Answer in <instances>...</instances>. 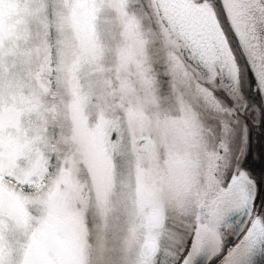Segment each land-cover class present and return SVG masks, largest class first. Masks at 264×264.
Here are the masks:
<instances>
[{
    "label": "rangeland",
    "instance_id": "rangeland-1",
    "mask_svg": "<svg viewBox=\"0 0 264 264\" xmlns=\"http://www.w3.org/2000/svg\"><path fill=\"white\" fill-rule=\"evenodd\" d=\"M85 1L76 28L66 25L60 31L50 14L36 15L37 8L53 0H0V209L7 213L26 198L25 181L40 185L45 195L53 194L54 224L37 236L33 248L34 260L45 264H90L89 237L95 239L97 198L108 208L115 206L126 252L141 255L145 236L153 235L148 213L161 210L170 198L183 200L188 188L206 173L201 145L205 138L209 145L214 142L206 117L221 116L213 102H206L197 91L198 84L208 81L186 64L179 43L170 38L175 45L170 52L159 37L149 35L159 31L167 35L149 0H116L122 14L112 0ZM177 1L189 5V0ZM192 6L212 18L235 69L231 93L218 77L211 87L224 92L233 101L230 107L238 110L247 87L252 86L250 63L230 32L225 42L210 9ZM49 31L55 38L56 59L64 68L57 73L54 91L38 72L49 54ZM166 55L174 58L173 67L168 66ZM185 71L191 76L190 85ZM158 72L165 73L167 80H160ZM243 112L250 128L262 131L254 122L264 118L263 104L250 101ZM222 115L233 124L239 119L238 129H242L244 115ZM113 120L126 127L115 153L109 136ZM145 137L152 144L139 149L138 142ZM256 148L253 157L258 155ZM50 150L55 151L59 167L42 184L48 168L45 154ZM81 152L91 159L90 170L75 163ZM65 169L70 171L71 184L61 192L56 180ZM79 199L88 202L86 213Z\"/></svg>",
    "mask_w": 264,
    "mask_h": 264
},
{
    "label": "snow or ice",
    "instance_id": "snow-or-ice-1",
    "mask_svg": "<svg viewBox=\"0 0 264 264\" xmlns=\"http://www.w3.org/2000/svg\"><path fill=\"white\" fill-rule=\"evenodd\" d=\"M112 2L116 12L122 14L116 0ZM234 2L239 9L249 43L264 52V0ZM195 3L210 9L216 16L225 42L229 40V32L237 40L245 59L251 60L249 78L258 86V95L264 96V56L260 57L257 66L256 60L246 51L238 28L234 26L229 0H195ZM149 4L160 22L164 23L167 32V35L165 31L149 35L159 37L166 50L174 52L175 45L170 37L173 29H180L184 36L181 53H186L183 60L186 64H191L196 59L192 53L199 55L200 60L196 67L203 71L208 81L203 86L198 84L197 91L206 102H213L214 110L221 116L209 121V131L214 142L209 145L205 138L201 145L206 173H201L198 181L188 188L183 194V200L178 196L163 201L160 219L153 229L150 242L143 245V251L138 257L126 252V241L121 236L115 206L108 208L97 198L98 222L95 225V239L89 237V247L93 253L90 264H256V256H264V158L261 159L257 172L251 164V122L246 116L242 117L243 127L238 129L239 119L233 124L231 120L223 118V113H235L236 116L240 114L234 107L224 106L221 98L228 105L233 104L224 92L211 87V82L217 79V73L220 77L224 76L225 69L218 68L217 65H226V62L223 59L210 62L198 48V19L193 16L185 22L179 17L169 15L165 21L160 15L161 0H149ZM49 14L58 30L62 31L66 25L76 28L79 8L74 2L53 0L51 5L45 2L36 10V15L41 18ZM228 47L231 50V44ZM232 56L235 62L234 52ZM165 59L169 67L174 66L175 60L171 55H166ZM236 67L238 72L239 66ZM55 71L58 74L64 72L59 61ZM228 71H231L230 68ZM184 76L190 85L191 76L187 71ZM258 126L262 129L261 152L264 154V118ZM121 143L122 135L118 134L116 141L111 143L114 153L119 150ZM65 163L67 165V161ZM75 163L86 165L88 170L92 167L91 159L84 152L80 153ZM56 183L67 186L65 175L61 174ZM22 191L25 199L19 200L7 213L0 209V264H45L34 260L33 248L37 236L47 233L54 224L51 203L53 194L50 192L45 195L40 185H31L28 181L24 182ZM68 195L71 197L73 194L69 191ZM65 202H68V197H65ZM78 202L83 205L86 213L88 202L82 199ZM30 208L39 215L32 216Z\"/></svg>",
    "mask_w": 264,
    "mask_h": 264
},
{
    "label": "water",
    "instance_id": "water-1",
    "mask_svg": "<svg viewBox=\"0 0 264 264\" xmlns=\"http://www.w3.org/2000/svg\"><path fill=\"white\" fill-rule=\"evenodd\" d=\"M167 2L171 5L173 10V17H179L183 19L185 22L190 20L193 16H195L198 21L199 25L196 29V32L198 33L196 43L200 50H202L205 54V57L210 61L214 62L219 59H223L226 62L225 64H219L217 65L218 68L222 67L224 68V76L221 77L222 81L225 84H228L229 86H232L235 81V69L234 65L232 63V60L230 58V55L225 47V44L218 33L217 28L215 27L213 20L210 16L202 13V12H195L193 13L188 7L183 5L182 3L176 2L174 0H167ZM78 5V8H81L87 4V1L85 0H78L75 2ZM229 4L232 8V18L234 20V26L238 28V32L240 36L242 37V40L245 44V49L249 53L250 57L257 62V66L259 64V60L261 56H264V52L261 51L259 47L254 46L253 44L249 43L247 33L244 29L243 21L240 19V12L235 4L234 0H229ZM160 15L163 16L160 12ZM164 17V16H163ZM164 20L167 21L168 19L164 17ZM171 27V25H169ZM177 35H179V45L181 49V44L184 42V36L180 32V29L175 28L173 29V33L171 37L177 41ZM189 44H191V40H189ZM213 48V49H212ZM219 53V55H218ZM186 53H183L185 55ZM196 57L195 60L192 61V64L196 67V63L200 60V56L196 53H192ZM249 63L250 60H248ZM197 68V67H196ZM230 68V72L228 69ZM199 69V68H198ZM201 70V69H200ZM202 71V70H201ZM203 72V71H202ZM258 88V86H257ZM259 89V88H258ZM260 91V90H259ZM262 97L263 106H264V96ZM152 140L149 137H145L140 139L138 142V148L139 149H147L151 146ZM62 174L65 175V178L67 180V186L64 184L59 185V190L61 192H67L70 188L71 184V177H70V171L68 169H65L62 171ZM160 212L159 209H154L150 211L147 215V224L151 228H155L159 219H160ZM150 240H148L146 243H149ZM143 244V245H144ZM143 251V246L141 248V253ZM256 264H264V256L257 255L256 256Z\"/></svg>",
    "mask_w": 264,
    "mask_h": 264
},
{
    "label": "trees",
    "instance_id": "trees-1",
    "mask_svg": "<svg viewBox=\"0 0 264 264\" xmlns=\"http://www.w3.org/2000/svg\"><path fill=\"white\" fill-rule=\"evenodd\" d=\"M49 37H50L49 54H48V57L46 58V60H44V62L40 63V65L38 67V72L41 75V79L43 81L49 83V86L54 91V90H56L57 83H58V80H57L58 76H57V72L55 71V69L57 67V59H56L57 52H56V47H55V43H54L55 38L51 34L50 31H49ZM170 38L173 39V37H170ZM237 48H238L239 52H241L238 43H237ZM157 68L160 69L159 66ZM164 74L165 73H163V72H162V74H160L158 72V77L160 80H167V78L165 77L167 75L165 74V76H164ZM249 81L251 82L250 78H249ZM251 84L253 85L252 82H251ZM250 87L252 88L251 85H250ZM256 95L259 97L257 92H256ZM125 132H126L125 124L124 123L122 124L117 120H113L111 123V130H110V134H109L111 142L114 143L116 141L118 134L122 135V139H123ZM261 142H262V139H261ZM45 159L47 160L46 163L48 165V168L46 169V174H45L46 176L41 180L42 184L49 182V180L53 177L52 176L54 173L53 169L58 164L57 155L55 154L54 150H50L49 155L45 154Z\"/></svg>",
    "mask_w": 264,
    "mask_h": 264
},
{
    "label": "flooded vegetation",
    "instance_id": "flooded-vegetation-1",
    "mask_svg": "<svg viewBox=\"0 0 264 264\" xmlns=\"http://www.w3.org/2000/svg\"><path fill=\"white\" fill-rule=\"evenodd\" d=\"M176 2H179V3H182L180 1H177V0H174ZM183 5H185L186 7H188L193 13L195 12H202V10L198 9V8H194L192 5H196L195 3V0H189V5L187 4H184L182 3ZM160 12L161 14L168 19L169 15H172L173 16V10H172V7L171 5L167 2V0H161V8H160ZM203 13V12H202ZM177 42V41H176ZM213 49V48H212ZM183 54V53H182ZM184 56V55H183ZM191 65L196 69L198 70L202 75H203V72L196 68L192 63ZM204 76V75H203ZM205 77V76H204ZM217 77L220 79L224 89L228 92L231 93V91H233V88L235 86V82L232 86H229L228 84H225L223 81H222V78L219 76V73H217ZM256 92L257 94L259 93V89L257 88V86H255L254 84L252 85V88L251 87H247V92H246V98L244 99V101L242 103H240L239 107H238V110H239V114H240V117L241 115H244V110L247 108V106L249 105L250 101L252 102H255V101H260V103L263 104V101H262V97L259 95V97L256 95ZM253 97H256L255 99ZM249 102V103H248ZM233 105V104H232ZM231 105V106H232ZM226 107H230V105H227ZM245 117V115L243 116ZM207 119V122L205 120L206 123L209 124V121H212L214 120L212 117L208 116L206 117ZM242 123H244L243 120H241ZM255 126L258 127L259 125V122L258 121H255L254 122ZM256 127V128H257ZM261 129V128H260ZM255 130V129H254ZM253 128H251V143H252V146H257L256 150H257V157H253L252 156V159H251V164L254 168L257 169V171L259 170V165H260V162H261V159H262V152H261V139H262V131L260 130H256L254 131ZM254 133V135H253ZM253 136L255 137L254 140L253 139ZM259 140V142H258Z\"/></svg>",
    "mask_w": 264,
    "mask_h": 264
},
{
    "label": "clouds",
    "instance_id": "clouds-1",
    "mask_svg": "<svg viewBox=\"0 0 264 264\" xmlns=\"http://www.w3.org/2000/svg\"><path fill=\"white\" fill-rule=\"evenodd\" d=\"M149 239H150V237L146 235L145 236V241L147 242Z\"/></svg>",
    "mask_w": 264,
    "mask_h": 264
},
{
    "label": "bare ground",
    "instance_id": "bare-ground-1",
    "mask_svg": "<svg viewBox=\"0 0 264 264\" xmlns=\"http://www.w3.org/2000/svg\"><path fill=\"white\" fill-rule=\"evenodd\" d=\"M250 62H251V60H250Z\"/></svg>",
    "mask_w": 264,
    "mask_h": 264
}]
</instances>
